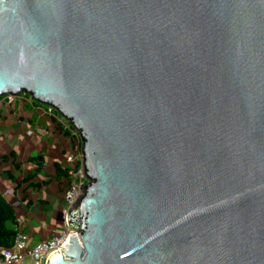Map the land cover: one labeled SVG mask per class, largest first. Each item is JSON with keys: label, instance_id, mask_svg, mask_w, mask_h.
<instances>
[{"label": "water", "instance_id": "1", "mask_svg": "<svg viewBox=\"0 0 264 264\" xmlns=\"http://www.w3.org/2000/svg\"><path fill=\"white\" fill-rule=\"evenodd\" d=\"M80 132L47 264H264V0H0V96Z\"/></svg>", "mask_w": 264, "mask_h": 264}, {"label": "crops", "instance_id": "2", "mask_svg": "<svg viewBox=\"0 0 264 264\" xmlns=\"http://www.w3.org/2000/svg\"><path fill=\"white\" fill-rule=\"evenodd\" d=\"M42 105L34 97L20 96L13 104L0 98V192L14 207L15 220L8 224L27 233L30 246L64 230L63 214L69 209L62 167L74 144ZM28 129L34 133L29 135ZM9 188L15 194H6ZM16 264L35 263L27 256Z\"/></svg>", "mask_w": 264, "mask_h": 264}, {"label": "built area", "instance_id": "3", "mask_svg": "<svg viewBox=\"0 0 264 264\" xmlns=\"http://www.w3.org/2000/svg\"><path fill=\"white\" fill-rule=\"evenodd\" d=\"M26 92L20 94H5L0 96L8 104H13L20 96H26L33 100V96H27ZM25 98V97H24ZM45 111L56 118L63 126V129L72 137L74 147H72L66 155L67 175L66 188L64 198L69 208L77 200L82 183L88 182L85 169L83 167V151H82V137L80 132L72 125V123L64 118L52 105L45 107ZM29 135L34 133L33 129H28ZM15 194L14 188H9L6 194ZM20 200H14V206H18ZM66 227L64 230L53 233L51 236L40 240L33 246L29 245V235L22 230H18L11 246L0 248V264H16L24 260L25 257L33 258L35 264H47L49 253L54 250H63L67 248L66 243L70 242L73 235L79 236V231L71 228L67 220H65Z\"/></svg>", "mask_w": 264, "mask_h": 264}, {"label": "trees", "instance_id": "4", "mask_svg": "<svg viewBox=\"0 0 264 264\" xmlns=\"http://www.w3.org/2000/svg\"><path fill=\"white\" fill-rule=\"evenodd\" d=\"M67 168L62 167L65 175H67ZM66 188V182L64 184V190ZM15 220L14 207L8 202L0 192V248L11 246L14 238L17 234V229L8 224L10 221Z\"/></svg>", "mask_w": 264, "mask_h": 264}, {"label": "rangeland", "instance_id": "5", "mask_svg": "<svg viewBox=\"0 0 264 264\" xmlns=\"http://www.w3.org/2000/svg\"><path fill=\"white\" fill-rule=\"evenodd\" d=\"M32 97V96H31ZM41 103V102H40ZM41 104H43L42 106H45V107H47L48 106V104H45V103H41ZM65 118V117H64ZM42 139H43V136H42ZM41 143H42V141H41ZM34 179H39V176L37 175V176H35L34 177ZM63 192V191H62Z\"/></svg>", "mask_w": 264, "mask_h": 264}]
</instances>
